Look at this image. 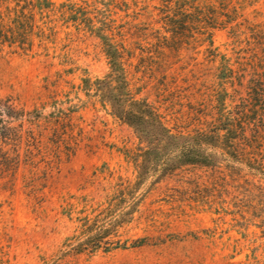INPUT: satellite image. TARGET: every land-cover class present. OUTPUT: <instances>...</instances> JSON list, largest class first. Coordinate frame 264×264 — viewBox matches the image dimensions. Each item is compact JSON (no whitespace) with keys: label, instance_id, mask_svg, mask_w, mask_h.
<instances>
[{"label":"rangeland","instance_id":"374dc122","mask_svg":"<svg viewBox=\"0 0 264 264\" xmlns=\"http://www.w3.org/2000/svg\"><path fill=\"white\" fill-rule=\"evenodd\" d=\"M165 1L50 0L35 15L43 39L0 44V99L21 114L3 117L13 134L0 151V264H264V131H251L244 155L242 142L203 144L212 164L167 170L95 92L113 43L130 94L172 132H210L216 96L224 113L237 110L244 91L222 90V56L240 71L264 0H185L230 12L241 45L203 22L165 38ZM101 226L103 238L87 240Z\"/></svg>","mask_w":264,"mask_h":264},{"label":"trees","instance_id":"16d2710c","mask_svg":"<svg viewBox=\"0 0 264 264\" xmlns=\"http://www.w3.org/2000/svg\"><path fill=\"white\" fill-rule=\"evenodd\" d=\"M49 1L0 0V44L28 50L32 45L34 35L43 39L42 31L39 32L40 34H35L36 32L33 30L34 27L41 29L36 24L35 15L42 14L44 10L48 9ZM11 3L13 4L11 5ZM1 6H4V13ZM158 14L160 30L169 33L170 37L165 35V38L169 40H177L187 28L186 24L200 22L207 24V27L210 28L229 27L233 41L239 45H241L240 35L245 33L238 24L233 23L235 18L230 12L203 11L199 1L195 4L193 2L191 5L185 3V0H166ZM245 29L251 31V36L244 38V42L248 41V47H245V56H241L242 68L240 71L234 69L232 63L229 62L230 57L224 55L222 58L225 62L219 72V80H222L221 88L225 93H227L228 85L234 87L237 84L240 89H243L244 95L241 96L237 110H228L227 113L222 111V102L216 96L214 106L217 109V116L212 118L214 126L210 132L174 133L164 124L159 113L145 99L134 98L128 90L121 53L113 43L105 44L110 70L103 78L94 80L95 92L102 98L104 104H109L114 116L133 127L140 142L139 151L149 154L151 151L157 152V157L163 160V166L167 170L188 164L206 166L212 164L214 155L206 153L202 148L203 144L214 143L213 145L218 144L217 146L224 149V146L238 148L235 143L242 142V149H239L241 153L246 154L245 148L250 145L248 139L251 136V131L257 133L256 139H259L264 131V25L257 24L245 27ZM208 41L210 45L213 44L210 34ZM14 108L11 102L0 99V151L5 140H12L11 135L13 134L6 124L9 120L6 122L3 117L21 116L17 112L18 110L14 112ZM3 124L4 129L2 128ZM196 143L197 146H195ZM171 153L172 155L169 156ZM244 153L242 154L244 155ZM12 162L7 165L8 169L13 170L18 166V158L12 159ZM1 165L0 163V168ZM3 165L5 166V164ZM97 231L95 235L87 236V240L94 238L95 241V237L103 238L102 235L107 231V228L101 226ZM101 238L97 243H100ZM116 243L117 246L120 245L118 241ZM84 245L87 244L84 243ZM42 264H48V262L43 261Z\"/></svg>","mask_w":264,"mask_h":264}]
</instances>
